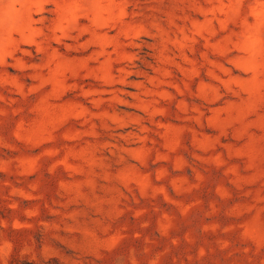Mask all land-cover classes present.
<instances>
[{"label": "rangeland", "instance_id": "374dc122", "mask_svg": "<svg viewBox=\"0 0 264 264\" xmlns=\"http://www.w3.org/2000/svg\"><path fill=\"white\" fill-rule=\"evenodd\" d=\"M0 264H264V0H0Z\"/></svg>", "mask_w": 264, "mask_h": 264}]
</instances>
